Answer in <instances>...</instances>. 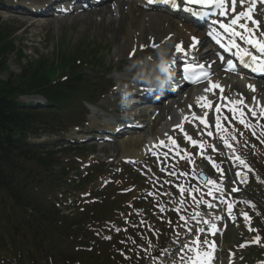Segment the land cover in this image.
Returning a JSON list of instances; mask_svg holds the SVG:
<instances>
[{
    "label": "rangeland",
    "instance_id": "obj_1",
    "mask_svg": "<svg viewBox=\"0 0 264 264\" xmlns=\"http://www.w3.org/2000/svg\"><path fill=\"white\" fill-rule=\"evenodd\" d=\"M5 1L8 0H0V23L7 24L16 28V46L25 49L26 54L28 55V59L35 60L39 57H43L51 60L56 56H59L62 59L69 58V54H67L68 50L74 51L79 43H83L84 45L86 44V42H89L87 46L90 45V48H95L94 52H99L102 56L103 62L105 63V65L103 66V71L107 75L104 79L105 81H107L106 84L109 85L111 89L108 91L109 87L107 88V92L105 91L106 93L100 96L94 108L90 104H85V106H83L82 102L78 109L79 111H82L84 108H86L87 113H89L86 119L84 121H80L78 119L79 114L73 113L66 107H63L60 111L65 117L66 123L62 124V129L64 130V128H66V130H64L62 134H43L40 137L31 138V141L33 143L38 144H52L55 141L61 140V143H59V145H57V147L54 149L58 150L57 155L60 161L63 162L64 167H66V170L69 172L68 174H70V178H76L75 182L67 183L69 185L67 189H65V191L67 190L66 199L68 200L64 199V203H62L61 205L63 207H66L64 208V211L68 213L69 210H74V214H77L78 207V211L80 213H84L85 211L81 207L85 206V210L89 209V206H91V204L97 200L96 197H99V201L104 205L107 204V201L110 202L109 209L112 211V214H107L105 219L102 222L98 223L96 228H93L99 240L110 242L104 240L103 238V236L107 235L108 233L99 231V229L103 228L107 220L116 221V223L120 227L121 232V230H124V226H126V219H129L130 213L134 214V216H131V219H133L132 226L136 227L140 231H144L145 233L146 231L143 229L141 223L139 221L138 223H135L134 221L136 217H138V219H141L142 215H135V213L133 212L132 204L134 201H136L135 199L138 198L140 199L139 201L145 203L148 202V200H154L156 202L163 201V199L159 196L154 197L153 192L155 190V187H159V189L164 192V190L167 188L164 180L160 178L158 181L159 185L150 184V181H147L150 180V178L153 179V177L156 181L159 178V175H157V173L165 175L161 173V171H159V169L156 167V164L154 163V155L156 152L154 151L151 155H147V158L144 159V161L134 160L125 163L124 160L126 158L123 157L124 148H122V145L119 146L118 142H116V140H118L119 138H115V141L112 140L103 142H100L96 139H88L84 143L75 141V138L83 139L84 134H92V130L98 129L96 128V126L107 125L111 121L110 117L115 118L120 115L123 116L122 113L130 114L134 111L135 107L131 106L130 104L121 103L119 105V111L117 108H114L115 97L113 93L115 89L113 87L117 85L119 76L128 78L126 73L130 72L133 75L132 77L137 79L140 74H145V76H147L148 74H152L150 66L147 65L144 68L135 66L134 61H131L128 58V54L123 50L124 46H126V43L124 42L128 33L126 15H122L121 18H118L117 16H115V18H111V5L110 3H107L99 7H93L83 12H74L66 16L62 15L57 17L54 15V17H52L53 15L51 13L53 12V10H50L49 12H47L49 13V15L34 17L27 11L21 9H18V11H14L13 8L6 6V4L4 3ZM117 2L120 3L121 1L118 0ZM120 10L122 12L124 10V7L121 6ZM169 19L171 22H175V24L177 23L174 17H169ZM148 26H150L151 29H145L142 34L138 35L137 39L138 46L141 52L139 54V57L145 59L144 63H148L151 65L152 61L149 60V57L154 56L159 59L165 57L161 56V53L163 51H172L174 47L173 43L176 41V39L171 37L170 40L167 41L170 44L166 45L164 40L166 39V37L172 35L170 34L171 29L166 27V25L164 24L149 25V23H147V27ZM152 29L155 31V37L157 38V40L150 42V34H154V31ZM152 44L154 45L153 47H151ZM87 46L84 45L79 48L83 49ZM24 61L25 60H23V62ZM8 64L12 72L19 73L21 63L15 58L14 54H10L8 56ZM62 68H64L63 65ZM86 69H88L87 71L94 76H101L97 72V70H94L91 66L86 67ZM91 69H93L94 72H91ZM6 76L7 75L4 74L2 78H5ZM130 80H132V78ZM234 80L235 78L227 79L224 84L226 90L222 95L232 96V94L235 92L232 89ZM237 80L238 83H240V86L237 88L238 98L241 101H252V99H254L255 97H253L249 93V91L243 89V81H240V79ZM261 84H264V82ZM246 88L248 89V87ZM212 99L214 100V102H217V96H212ZM255 101L256 100H254V102ZM172 103L175 104L173 101H171V105L167 104V109L173 108ZM185 103L186 100H184V104H182L179 108H181L182 110L186 109V111H190V104L185 105ZM180 104L181 103H179V105ZM252 104L253 102L249 105ZM167 109L165 111H169ZM219 116L224 118V124L220 126L219 131L214 130L213 127L198 129L193 124L188 123L186 125V129L189 132V135L192 136L197 141V143H205L207 147V149L205 150L206 153H210V148H208V145H210L212 142H215L217 145H219L223 144L225 141H229L233 144L234 147L241 146L240 156L244 161H246L247 165L249 166L250 163H252L259 174L263 173L264 165L261 161H264V154L263 152H260L263 146L250 147L248 149L240 141V139L244 138L245 136H247L249 140H251L250 136H252V134L248 130L256 131L257 128L250 125V123L257 124L256 122H258L259 119H256V117L252 113L248 112L247 108H244L243 105H240L239 108L234 110H222ZM241 119L249 122L247 126L248 130L243 127L242 123H240ZM175 120H177V118L171 119L170 122L173 123L175 122ZM233 121H235L237 125H234ZM76 123L79 124V127L75 126ZM167 126H169L170 128V125ZM212 132L214 134L209 135V133ZM259 132L261 133V136L264 137V125H261V129L259 130ZM114 133L115 132H110V134ZM122 133L126 134L127 132L123 130ZM141 135L145 136V138L154 137L156 135L150 128L149 122L147 123V127L142 129ZM67 139H72L73 141H66ZM171 139L178 146V150H172L170 153L176 154V152H179V150L181 149V158L177 163H171L172 160H170L169 157H163L162 160L165 168L178 169L179 174H176L173 177H169L167 175L165 176L176 181L181 177V174L183 172L196 173V171H198L199 169L205 171V173L209 176L210 169L208 168V166H206V164H204L201 156L197 154L196 145L194 147L187 145L179 136H177L173 132ZM50 147H53V145H50ZM171 147L174 148V146ZM217 157L220 161H222V157L220 155ZM104 171L105 173H103ZM130 172H134L137 176L131 174ZM138 172L143 176L146 175V178L142 177ZM126 173H129L132 182ZM109 176H112L114 178L117 177L118 181H116L115 183H111ZM220 177V175H214L212 178L217 182L219 181ZM143 179L146 180V184H142L143 186L140 187ZM190 180L192 181V179ZM252 180L256 182L255 186L257 187L256 189H258L259 192L254 191L251 187L247 186L250 191L247 190L239 195H233L232 204L239 215L237 224L230 226L228 231L222 238H212L217 245L222 246L224 261L227 258V248H233L234 245H239L240 241L244 239L243 237L247 236L248 234L245 233L246 231L244 230L242 223H245V221L249 223V221H255V217L257 218L258 216H264V211L262 210V208H264V203H262L259 199H256V202L252 199L255 198V196L263 199L262 197H264V192L263 189H261V186L264 185V179L259 178V176L255 174L252 176ZM126 185L129 187L132 186V188H129V190H127L126 196L124 195V193L119 192H117L118 194H115L114 189H117V186L119 188H123ZM197 187L200 190L194 193V198L199 199V208H203V198H205L207 195L202 192V189L198 185ZM87 193L91 195L83 198V196ZM111 196L116 198V200L118 201L116 203L120 204L121 207H123L122 205H126V203H124V201H126L130 206L129 213H115L116 203L108 200ZM241 197H244L246 200H250L253 205H245L244 203H242ZM190 202V198H188L185 202V206L188 209H191ZM170 204L173 205L174 203L171 202ZM96 211L98 213L104 212V210L98 209H96ZM244 213L247 215V218ZM240 215H243L245 218L242 219ZM76 216L79 215L77 214ZM169 219H172L174 222H176L178 224V230L182 232L181 221L177 218L173 219L171 216H169ZM257 222L264 224V218H257L256 223ZM158 226L160 228H158ZM158 226L155 227L156 233L153 234L147 232V239L143 240L142 242L136 244L134 243V241H131V245H129L128 243V251L125 256H122V259H124L123 264H137V260H140L143 264L145 263L146 259L144 257V253L138 247L140 245L151 249L152 253H154L157 250L162 252L163 248L172 243L171 237L167 235V232L170 230L168 226L161 224ZM131 230L135 231L133 227L131 228ZM249 235L251 236V234ZM124 236H126V233L119 237L124 238ZM247 239H250V237H247ZM98 243H96L95 245H97ZM260 247H246L244 249L238 250L236 252V263L251 264L253 262V255H256L257 253L260 254V252H262L263 256L264 248L261 249ZM68 249L70 251H74V248L71 249L70 247H68ZM118 251L120 250H117V248L115 247L113 249H110L108 251V254L110 255L111 261H105L104 264H117V260H120V255H122L120 254L119 256H116Z\"/></svg>",
    "mask_w": 264,
    "mask_h": 264
},
{
    "label": "trees",
    "instance_id": "obj_2",
    "mask_svg": "<svg viewBox=\"0 0 264 264\" xmlns=\"http://www.w3.org/2000/svg\"><path fill=\"white\" fill-rule=\"evenodd\" d=\"M14 31L0 23V75L9 72L6 56L14 45ZM83 51H68L69 58L57 62H28L19 74L0 77V264H103L107 258L101 249L78 257L69 254L68 247L78 243L72 228L80 227L83 218L73 220L54 204L68 171L62 167L55 172L60 164L55 152L27 142L30 136L58 131L59 105L75 110L104 91L101 79H90L81 67L97 60L101 67V56ZM22 55L20 51L19 60ZM31 94L44 95L49 105L24 107L19 97Z\"/></svg>",
    "mask_w": 264,
    "mask_h": 264
},
{
    "label": "bare ground",
    "instance_id": "obj_3",
    "mask_svg": "<svg viewBox=\"0 0 264 264\" xmlns=\"http://www.w3.org/2000/svg\"><path fill=\"white\" fill-rule=\"evenodd\" d=\"M32 2H20V4L23 6L24 10L28 11L29 13L33 14L34 17H41L45 15H49V13H47L49 10L44 9L41 10L40 8L42 6H50L53 5V2H50V0H31ZM60 2V4H63V2L68 3L67 0H58ZM118 0H114L112 3H115L116 8L114 7L113 9H110V14H111V18H115V16H117L118 18H121L122 15H126V22L128 25V33L126 35V40L124 43H126V46H124L123 50L128 54V55H133L134 57L137 56L140 52L139 46H138V35L142 34L143 31L145 29H151L150 26L147 27V23L150 24H164L166 25V27L171 29V33H173L172 37H174V39H176V41L180 40L182 42H185L186 45L188 46L189 44H192L196 39H200V43H204L203 39L201 38L203 36V34L199 31H197V27L194 23L190 22V20H188L187 18H184L183 14L179 11H175L176 14L171 13L168 10L165 9H158V10H147L143 7V2H141L140 0H120L121 2H117ZM240 2L236 3L235 5V10H239L240 9ZM39 4V5H38ZM79 5V4H76ZM121 6L124 7V10L121 12ZM126 7V9H125ZM227 8L232 10V6L228 5ZM159 11V12H158ZM174 11V10H173ZM160 13V14H159ZM118 14V15H117ZM51 15V14H50ZM182 15V16H181ZM257 15V13H256ZM54 17V16H52ZM169 17H174L175 21L177 22L175 24V22H171ZM264 17V16H262ZM43 25V24H42ZM250 27H252V24L249 23L248 24ZM147 27V28H146ZM256 29H264V19H262V22L260 23V27L256 28ZM153 30V29H152ZM154 31V30H153ZM152 31V32H153ZM150 38L151 41H153L156 37H155V31L154 34H150ZM167 43V42H166ZM170 43H167V45H169ZM178 43H176L174 46H176ZM199 45V44H198ZM197 47V46H196ZM174 50V49H173ZM208 56V55H207ZM205 56V58L207 57ZM156 58H152L151 61H154ZM135 66H138L141 64V62L143 60H138L137 58H135L134 60ZM136 61V62H135ZM196 63V62H195ZM143 65V64H142ZM149 66V65H148ZM151 70H152V74L154 72V68H152L150 66ZM213 69H214V74H213V82H221L227 79V76L224 78L223 74L221 73V68L219 67L218 64H213ZM164 70H166V73H171V68H164ZM160 71V70H159ZM166 73H163L165 78L161 77V80H166V82L164 83L165 85L163 86L160 85V87H162L161 90H157L155 91V96L153 97H149L150 100H148L150 103H148L147 101V105L144 104L143 108L140 110V114L139 115H135L132 118L135 119V121H138V123L143 122H147V120L149 121V126L150 128L154 131L155 137H154V141L157 143L159 141H161V144H166V142L170 143L171 141L168 139V136H171V129L167 128V120H169L171 117L172 118H178V115L180 114V111H178L177 108H171V109H167L166 103L172 101L171 99L175 98L172 97L170 99V101H166L164 105L160 106H153V105H157L156 101L161 99V97H164L166 94V91L169 90L167 89L166 91H163L164 87L171 83V79L169 80V78H167L168 76H166ZM152 74H148L147 76L144 75V78L147 77V81H149L150 77L152 78ZM126 75L128 77H131V73L127 72ZM161 75V71L160 74ZM124 76H119L118 77V81L119 84L122 88L129 90L131 92H133L134 94L131 96V100L133 99L134 101H136L133 97L137 96L135 94H140V86L142 85H146V84H135L134 80H127V77ZM168 79V80H167ZM142 80V79H141ZM159 82V81H158ZM211 85L212 83H209L208 86H203L200 89H194L192 88V90H185L182 94L180 92L175 93V91L178 90V88L176 89H172L169 90L171 91L173 94V96H176L178 94H180V96L183 97V95H187V99L189 101V103H194L193 108H197L199 104H201L200 100L203 99H211L212 96V90H211ZM166 86V87H167ZM180 89V88H179ZM233 89H235L233 87ZM171 94V93H170ZM255 96H261L264 97V87L263 88H259L257 94ZM139 97V96H137ZM177 97V96H176ZM181 97V99H182ZM142 100H147L146 98H141ZM180 99V100H181ZM260 98L256 99V101H253L251 108L258 110V109H262L261 105L259 104L258 100ZM179 100V101H180ZM178 101V102H179ZM263 101V100H262ZM174 102V101H173ZM176 101V103H178ZM182 104V101L179 102ZM153 104V105H152ZM173 104V103H172ZM180 104V105H181ZM171 105V104H170ZM174 106V104H173ZM172 107V106H170ZM159 109V111H157ZM169 110V111H165V110ZM188 112H185L181 115H185ZM176 125V123L171 124V127ZM134 128L132 126L130 127H125L123 129H117V133L118 134H122L124 136L120 137L118 140H116V142H118L119 146L122 145V148H124V154L123 157L127 158V157H131L132 159H142L145 155V151H144V146L146 143H149V146L152 147V144L155 143L154 141H150V139L152 138H145V136L141 135V132H134L132 131ZM125 130L126 132L128 131H132L130 134H123L122 131ZM110 132H115L116 133V129H111L108 131ZM114 133V134H115ZM105 136H109V135H105ZM117 145V144H114ZM157 146V145H156ZM156 148V147H155ZM154 148V149H155ZM153 149V150H154ZM151 151V149H150ZM219 212H222V210L217 207ZM217 219V217H214L212 222H215ZM187 247H189V249L191 248V246L188 244H186ZM178 251L174 252L172 255V258H170V261H172L173 259L176 258V256L178 255ZM212 253V252H210ZM216 254L212 253V261H215Z\"/></svg>",
    "mask_w": 264,
    "mask_h": 264
},
{
    "label": "snow or ice",
    "instance_id": "obj_4",
    "mask_svg": "<svg viewBox=\"0 0 264 264\" xmlns=\"http://www.w3.org/2000/svg\"><path fill=\"white\" fill-rule=\"evenodd\" d=\"M166 3H172L174 6L176 7H180V4L177 3V0H165ZM189 3H218L220 7H223L226 0H188ZM240 3H244L245 0H239ZM237 3V0H230V4L232 6V10L235 11V5ZM247 16L249 19H251V9H249L247 12H241L235 19L232 20V24L235 25L238 23V21L241 19V17H245ZM253 23L256 24L257 26H259V21L253 20ZM226 30L228 31H232L234 35H240L241 39H245V37L242 34H238L235 33L234 29L228 28L227 26ZM241 28H245L246 31H248L249 33V37L248 42L252 43L254 45V47H256L258 49V51L261 54H264V41H260V40H253L251 38V33H252V29L247 28L246 25L241 24L240 25ZM261 36H264V32L260 33ZM246 55L251 56L252 60L255 62L259 59L258 56L253 55L252 53L248 52L245 53ZM261 70H264V65L261 66ZM217 111H219V109H217ZM261 112H264V108L261 109ZM243 115V114H242ZM253 115H255V112H253ZM240 123H245V121L243 119L240 120ZM220 124H219V117H217V128H219ZM247 126V125H246ZM209 135H212V133H209ZM189 139H191V137H189ZM192 143L195 145L197 142L196 141H192ZM227 143V142H226ZM230 146V145H229ZM241 163H243V161H241ZM218 167V166H217ZM209 183L215 184V181H209ZM184 189H181V191H183ZM235 190V189H234ZM231 207V206H229ZM246 218L247 215L245 214ZM195 244H199V241H194ZM191 251H195L196 255L194 257H189V261L190 264H211V259H212V253L210 252H204L201 253L199 251V249H190ZM181 259H183V257H181Z\"/></svg>",
    "mask_w": 264,
    "mask_h": 264
}]
</instances>
